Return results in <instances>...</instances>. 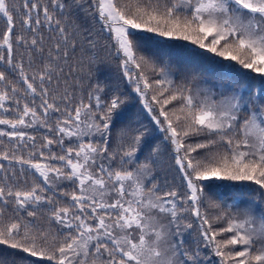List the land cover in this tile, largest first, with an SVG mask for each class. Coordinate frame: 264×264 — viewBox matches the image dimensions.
<instances>
[{
    "label": "snow or ice",
    "instance_id": "snow-or-ice-1",
    "mask_svg": "<svg viewBox=\"0 0 264 264\" xmlns=\"http://www.w3.org/2000/svg\"><path fill=\"white\" fill-rule=\"evenodd\" d=\"M0 15V137L10 142L0 139V161L36 178L0 162V246L11 252L0 264H212V256L264 264V0H0ZM78 17L107 35L109 55L173 156L179 191L157 181L160 147L144 153L147 129L113 136L124 121L120 94L99 84L86 99L70 90L72 56L84 43L96 47ZM152 36L259 75L261 87H200L195 72L178 83L167 60L145 47ZM226 183L254 184L257 198L233 212L239 198L228 203L218 191ZM202 206L218 214L209 218ZM7 209L14 215L5 219ZM197 229L190 252L185 233Z\"/></svg>",
    "mask_w": 264,
    "mask_h": 264
},
{
    "label": "trees",
    "instance_id": "trees-1",
    "mask_svg": "<svg viewBox=\"0 0 264 264\" xmlns=\"http://www.w3.org/2000/svg\"><path fill=\"white\" fill-rule=\"evenodd\" d=\"M9 3L11 7L12 5L19 4L20 0H9ZM15 19L17 24L16 30L18 32L22 31L20 17L16 16ZM76 22L79 23L83 29L92 31L93 36L95 37L96 47L95 49H90L87 44L84 43L83 47H78L76 53L72 56L69 65H71L74 70H72L71 76L67 77L68 84L71 86L70 90L76 91L78 96L84 95L86 99L88 91L99 84L105 89V92L108 93V95L113 93L120 94L121 98L126 101L123 105L124 121L117 124L116 128L113 130V136L118 139L119 130L125 126L133 129H147L151 143L144 148V153L147 154L156 145H159L160 147V151L157 153V162L153 165L157 181L162 185H170L179 191L182 187V178L177 170L173 156L164 143H162L160 133L154 130L151 115L143 107L140 97L133 91L134 86L130 85L123 77L119 67L120 61L117 60L114 55H109L110 47L107 35L102 34L99 31V24H93V22L85 20L83 17L76 18ZM5 28L6 19L0 15V33H3ZM44 36L46 45H49L51 41L48 40V32L46 30L44 31ZM145 47L149 53H155L158 58L167 60L168 64L174 70V78L178 83L181 82L189 72H195L203 77L212 72L220 71L225 75L232 76L238 81H243L248 75H254L252 72L243 70L237 66H231L229 68V66L219 57L202 52L198 47L188 42L167 40L158 36H152L146 41ZM22 52H24V49L18 48L16 53L17 57H19ZM90 59H94L95 63H90ZM37 63H39L38 60ZM69 71L70 68L66 66L65 73H69ZM10 78L15 80L14 77L10 76ZM153 78L154 77H150V82ZM77 80H79V85L76 84ZM20 87H23V85L21 84ZM41 134V132H36L38 137ZM0 139L4 141L5 145L10 146L8 138L0 137ZM189 142L193 143L194 141ZM0 150H2V146H0ZM0 162L4 163L6 168L16 167V175L22 179H26L29 183H32L33 180L36 179L31 174V170H26L24 174H21L18 170L19 166L9 165L8 161ZM256 187L257 186L254 184L226 183L222 185L218 191L229 203V200L234 198V196H237L239 200H243L244 197L241 194H251L252 196L257 197L255 191ZM212 200L213 202H219V197L213 196ZM201 210L202 212H207L209 218L218 214L213 208L202 206ZM231 211H233V209H231ZM13 215V211L7 209L5 219ZM20 215L23 216L24 214L20 213ZM46 215L47 210L42 209L41 213H38V220L40 223L47 226ZM189 222L193 224L195 229V219L189 218ZM220 226L226 225L221 224ZM51 227L54 232L57 231L55 225H51ZM229 235L230 234H225L223 237H217V239H226ZM198 238V229L192 231L190 234L185 233V247L188 248L190 252L196 248ZM237 250H240L239 247ZM0 255L10 256L11 252L4 246H0ZM201 256L208 257L211 256V253L202 250ZM36 259L37 258H32V260ZM218 259L219 258L212 256V264H216ZM29 264H31V261H29ZM40 264H46V262L41 261Z\"/></svg>",
    "mask_w": 264,
    "mask_h": 264
},
{
    "label": "rangeland",
    "instance_id": "rangeland-1",
    "mask_svg": "<svg viewBox=\"0 0 264 264\" xmlns=\"http://www.w3.org/2000/svg\"><path fill=\"white\" fill-rule=\"evenodd\" d=\"M173 73L174 70L172 69ZM253 74V73H252ZM262 81L259 75L247 76L243 81H238L232 76L225 75L223 72L215 71L211 74L205 75L202 77L201 81H199L200 87H213L216 88L217 85H224L225 87L231 86L232 88H245L249 90H257L261 87ZM196 85H193L195 87ZM218 90V88L216 89ZM30 131V130H29ZM244 199L239 200V204L237 207H233V211L237 212L238 210H242L250 205V203L256 199L257 197L252 196L251 194H241ZM238 197L234 196V198L229 200V203H232Z\"/></svg>",
    "mask_w": 264,
    "mask_h": 264
}]
</instances>
